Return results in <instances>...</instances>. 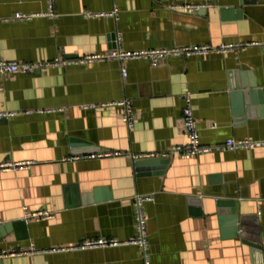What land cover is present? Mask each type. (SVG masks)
<instances>
[{"label": "crops", "instance_id": "obj_1", "mask_svg": "<svg viewBox=\"0 0 264 264\" xmlns=\"http://www.w3.org/2000/svg\"><path fill=\"white\" fill-rule=\"evenodd\" d=\"M54 9L49 17L48 0H0V59L257 43L157 63L107 59L0 73V111H15L0 119V164L31 161L0 168V251H26L0 257L3 264H264V251L240 234L241 216L253 217L248 225L264 244V146L174 153L156 170L135 162L160 158L132 157L188 141L185 92L202 143L264 139V0H56ZM124 98L133 128L117 104ZM103 151L119 154L89 156ZM137 193L153 194L144 206L146 255L137 244L82 246L134 237ZM24 206L54 215L26 220Z\"/></svg>", "mask_w": 264, "mask_h": 264}, {"label": "built area", "instance_id": "obj_2", "mask_svg": "<svg viewBox=\"0 0 264 264\" xmlns=\"http://www.w3.org/2000/svg\"><path fill=\"white\" fill-rule=\"evenodd\" d=\"M56 0H48L49 10L44 13L49 17L57 16L55 12ZM186 9H197L199 5L188 4L183 6ZM117 10L113 12L116 13ZM86 14L90 16H96L103 13H92L87 12ZM37 13H16L15 19H29L36 16ZM257 42H224L218 45L213 44H196L188 46H176L171 48H150L143 50H123L120 48L111 49L106 53H90L76 59H64L58 58L50 61H38V62H26V61H14V60H4L0 59V73L1 74H12L16 72H37L46 69L50 66H55L59 64L67 63H88L93 61H103L107 59H117L121 62L125 60H149L152 63H157L160 59L169 56H191V55H206L209 53H226L233 50H243L246 47L256 44ZM123 73L126 74V69H123ZM185 100V106L183 108V119L185 123V129L188 136V141L184 144H177L167 150H157L142 153H133L132 157L134 159L142 158H166L170 157L174 153H183L187 155H199L212 150L221 149H238L243 147H256L264 146V139H250V138H240V139H227L222 143L218 144H204L201 142L199 127L197 119L193 112L192 107V97L191 93L185 92L183 94ZM117 104L121 106L122 109V119L126 123L128 128H133L135 124V115L132 102L128 98L121 99L117 101ZM15 114V111H0V119L8 118ZM215 126V125H213ZM119 154L118 152L103 151L89 155L90 157H101V156H111ZM31 161H20V162H10L0 164V168H22L29 166ZM153 199L152 193L140 194L137 193L134 196L135 204V220H136V235L126 240H116V239H106L98 238L95 240H89L82 244L83 247L90 246H112L119 244H137L139 245L146 255V251L149 247L148 240V229H147V219L145 213V203ZM26 220L32 218L35 219H47L53 217L54 212L47 209H37L30 210L27 206H24ZM26 251L21 249H13L10 251H0V257L8 255L22 254Z\"/></svg>", "mask_w": 264, "mask_h": 264}, {"label": "water", "instance_id": "obj_3", "mask_svg": "<svg viewBox=\"0 0 264 264\" xmlns=\"http://www.w3.org/2000/svg\"><path fill=\"white\" fill-rule=\"evenodd\" d=\"M168 158H160V159H150V160H138L135 162L136 167L139 171L145 168H151L152 170H156V168L164 167L165 163H168ZM160 163L162 165H160ZM160 165V167H159ZM253 217L242 215L240 221V234L241 237L245 240V242L252 245L254 248L264 251V244L262 243L260 230L258 226H250L248 223L251 221ZM24 221H20L14 223L13 225L6 224L5 228L10 229L12 226H16L18 224H23ZM0 228H2L0 226ZM0 264H3V259L0 258Z\"/></svg>", "mask_w": 264, "mask_h": 264}]
</instances>
